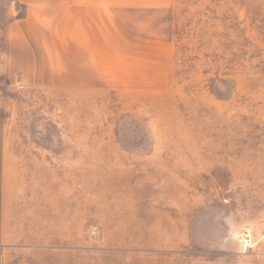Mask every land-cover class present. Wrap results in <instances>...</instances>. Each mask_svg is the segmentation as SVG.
<instances>
[{"label": "rangeland", "instance_id": "obj_1", "mask_svg": "<svg viewBox=\"0 0 264 264\" xmlns=\"http://www.w3.org/2000/svg\"><path fill=\"white\" fill-rule=\"evenodd\" d=\"M127 3L0 0L1 264H264V0Z\"/></svg>", "mask_w": 264, "mask_h": 264}, {"label": "crops", "instance_id": "obj_2", "mask_svg": "<svg viewBox=\"0 0 264 264\" xmlns=\"http://www.w3.org/2000/svg\"><path fill=\"white\" fill-rule=\"evenodd\" d=\"M128 7L136 5L147 6L157 3L161 0H124ZM69 4H67L68 6ZM71 5L78 8H105L108 10H115L121 8V0H71ZM83 12V11H82ZM4 140H5V129L2 121H0V230H1V207H2V190L4 186ZM2 258V247L0 245V264Z\"/></svg>", "mask_w": 264, "mask_h": 264}]
</instances>
